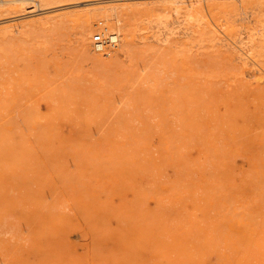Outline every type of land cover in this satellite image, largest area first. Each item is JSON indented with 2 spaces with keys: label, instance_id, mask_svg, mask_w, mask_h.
Instances as JSON below:
<instances>
[{
  "label": "rangeland",
  "instance_id": "1",
  "mask_svg": "<svg viewBox=\"0 0 264 264\" xmlns=\"http://www.w3.org/2000/svg\"><path fill=\"white\" fill-rule=\"evenodd\" d=\"M144 1L0 0V264H264V0L90 59L89 12Z\"/></svg>",
  "mask_w": 264,
  "mask_h": 264
},
{
  "label": "bare ground",
  "instance_id": "2",
  "mask_svg": "<svg viewBox=\"0 0 264 264\" xmlns=\"http://www.w3.org/2000/svg\"><path fill=\"white\" fill-rule=\"evenodd\" d=\"M14 1H18V0H14ZM20 1H25V0H20ZM36 1L43 2V1H51V0H36ZM203 1L202 0H165V1L162 0V1H144L141 3H137L135 5H129V6H120L119 4H116V3L99 6L95 9L91 10L89 12V15L86 16V18L84 19L85 20L84 21L85 22V29L83 31L82 38L84 41L85 52H86L87 56L90 59H92L93 61H100L101 60V58L98 56L99 51H96L97 54H95L89 48L90 37L88 35L89 30L87 28H88L89 23L93 20L94 17H102V18L107 19V20H110V19L114 20L115 19V21H116L115 27H119L120 23L122 22V17L126 16V17H129L131 19H136L137 15L154 14L159 9L161 10V8L162 9L168 8L169 11H172V13L175 12L176 15L181 14V13H186V14L201 13V12H203L204 8L206 7ZM164 14H166V13H164ZM119 30H120V32H119L118 44L120 47L116 52L117 54L126 52L127 48L125 46V43H123L124 35L125 34L127 36L132 35L131 30H129V28L126 27L125 25H121L119 27ZM106 52H108V50L104 51V52H99V53L101 54V53H106Z\"/></svg>",
  "mask_w": 264,
  "mask_h": 264
},
{
  "label": "built area",
  "instance_id": "3",
  "mask_svg": "<svg viewBox=\"0 0 264 264\" xmlns=\"http://www.w3.org/2000/svg\"><path fill=\"white\" fill-rule=\"evenodd\" d=\"M118 42L119 33L111 30L104 22H99V30L92 37L93 48L104 52L116 47Z\"/></svg>",
  "mask_w": 264,
  "mask_h": 264
}]
</instances>
